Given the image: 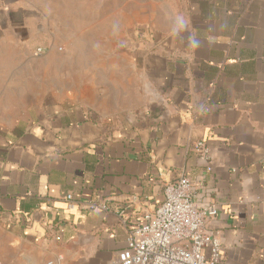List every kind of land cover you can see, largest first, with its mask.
Returning <instances> with one entry per match:
<instances>
[{"label": "crops", "instance_id": "0c3cea01", "mask_svg": "<svg viewBox=\"0 0 264 264\" xmlns=\"http://www.w3.org/2000/svg\"><path fill=\"white\" fill-rule=\"evenodd\" d=\"M97 21L99 65L46 90L38 38ZM183 172L221 264H264V0H0V264H110Z\"/></svg>", "mask_w": 264, "mask_h": 264}, {"label": "built area", "instance_id": "2783aa9c", "mask_svg": "<svg viewBox=\"0 0 264 264\" xmlns=\"http://www.w3.org/2000/svg\"><path fill=\"white\" fill-rule=\"evenodd\" d=\"M44 50L37 47L35 54H43ZM193 150L198 156L209 158L205 141H197ZM64 199L68 209H109L104 200L81 201L71 194L64 195ZM216 215V205L206 201L204 194L198 196L191 177L183 172L165 182L163 200L154 210L143 212L128 229L125 247L110 264H221L220 241L216 232L208 228ZM205 248H209L208 254L204 253ZM43 264L57 263L49 259Z\"/></svg>", "mask_w": 264, "mask_h": 264}, {"label": "rangeland", "instance_id": "374dc122", "mask_svg": "<svg viewBox=\"0 0 264 264\" xmlns=\"http://www.w3.org/2000/svg\"><path fill=\"white\" fill-rule=\"evenodd\" d=\"M50 24L52 25L50 28L56 27L57 25L56 23ZM88 24L89 22L85 25ZM82 25L80 24L79 26ZM94 25H96L94 30H84L83 27L76 29L72 27L70 29L68 28V23H62L59 31L55 29V36L51 30L45 33L43 40L38 38L37 43L34 44L35 49L37 47H44L45 50L43 54L35 56V62H44L46 90L53 88L52 77L58 72L60 74L61 87L64 88L67 87L68 80L74 78V73L84 74L85 70H79V67L83 68L84 63L90 61L94 66L99 65L100 53L95 52L94 49L101 45L102 35H104L106 29L104 30L98 21ZM76 76L79 79L83 78L84 75H80L79 77L76 74Z\"/></svg>", "mask_w": 264, "mask_h": 264}]
</instances>
